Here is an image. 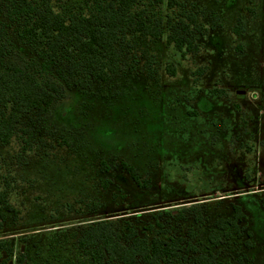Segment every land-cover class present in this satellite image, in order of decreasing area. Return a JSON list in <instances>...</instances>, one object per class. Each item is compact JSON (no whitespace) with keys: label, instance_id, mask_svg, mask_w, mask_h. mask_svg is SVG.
Masks as SVG:
<instances>
[{"label":"rangeland","instance_id":"1","mask_svg":"<svg viewBox=\"0 0 264 264\" xmlns=\"http://www.w3.org/2000/svg\"><path fill=\"white\" fill-rule=\"evenodd\" d=\"M87 2L58 3L75 10ZM178 2L169 10L164 5L163 15L193 12L208 29L197 35V54L182 55L166 43V34L136 36L138 68L112 89L68 90L53 108L57 130L39 152L20 154V141L0 143V186L10 181L14 209L0 228V241L14 256L0 251V264H18L21 253L32 264H86L77 245L84 227L128 219L142 228L158 215L168 230L188 239L193 228L202 252H218L234 264H264V0ZM149 8L154 15L161 10ZM240 18L243 29L236 34ZM14 40L15 59L25 63L31 47ZM149 57L156 77L143 69ZM211 89L221 91L211 96ZM59 137L67 144H58L64 141ZM122 159L150 180L149 188L120 166L100 169L102 160ZM234 205L246 214L243 236L214 247L209 230L216 219L232 216ZM175 209L183 215L179 220L167 212Z\"/></svg>","mask_w":264,"mask_h":264},{"label":"trees","instance_id":"2","mask_svg":"<svg viewBox=\"0 0 264 264\" xmlns=\"http://www.w3.org/2000/svg\"><path fill=\"white\" fill-rule=\"evenodd\" d=\"M61 0H0L4 16L0 20V143L10 145L20 141L21 153L39 152L56 128L52 121L54 106L68 90L78 88L93 94V88L112 89L121 77L139 66L135 37L160 39L182 55L197 54V35L208 29L196 13H182L173 19L166 9L181 5L178 0H87V6L65 9ZM161 8L153 14L149 7ZM242 18L234 27L240 34ZM15 38L31 47L25 63L15 59ZM156 61L146 59L143 69L149 77L158 73L152 67ZM171 75L176 70L168 67ZM221 90H208L215 96ZM58 144H67L66 139ZM0 156V169L4 166ZM120 166L141 188H149L138 168L125 159L119 163L105 160L100 169L109 172ZM109 183V182H108ZM108 183L104 187H108ZM11 185L3 179L0 186V228L13 211L10 203ZM178 220L180 210L167 211ZM156 216L154 223L139 227L128 219L118 222L100 220L84 227L77 238L79 249L88 257L86 264H234L212 250L202 252L194 243L196 231L191 228L188 239L168 230ZM246 214L239 205L232 216L218 218L209 230L207 240L214 247L232 237H242L241 225ZM245 244L253 247L252 231ZM0 251L13 258V247L0 241ZM18 264H32L26 255L16 257ZM243 264V260L237 261Z\"/></svg>","mask_w":264,"mask_h":264}]
</instances>
